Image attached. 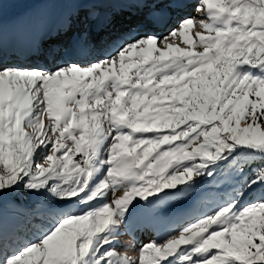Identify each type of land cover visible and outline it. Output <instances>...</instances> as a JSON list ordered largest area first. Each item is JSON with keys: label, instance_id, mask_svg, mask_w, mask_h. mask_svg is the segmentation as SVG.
Here are the masks:
<instances>
[{"label": "snow or ice", "instance_id": "obj_1", "mask_svg": "<svg viewBox=\"0 0 264 264\" xmlns=\"http://www.w3.org/2000/svg\"><path fill=\"white\" fill-rule=\"evenodd\" d=\"M0 264H264V0H0Z\"/></svg>", "mask_w": 264, "mask_h": 264}, {"label": "rangeland", "instance_id": "obj_2", "mask_svg": "<svg viewBox=\"0 0 264 264\" xmlns=\"http://www.w3.org/2000/svg\"><path fill=\"white\" fill-rule=\"evenodd\" d=\"M35 7H43V6H42V5H37V6H35ZM8 11H9V14H12L15 10H13V9L10 10V9H9ZM191 15L195 16V15H197V14H196L195 11H193V12L191 13ZM6 23H7V19H6ZM177 42H178V41H177ZM117 195H119V193H118ZM139 237H142V238H141V240H140V242H139V245H138V244L136 245L137 247H139L141 243L147 242V240L151 238L150 235H142V236H141L140 234H139ZM120 240H121V245H126V244H130V243L133 242L132 237H131L130 235H124V236H122V237L120 238Z\"/></svg>", "mask_w": 264, "mask_h": 264}, {"label": "trees", "instance_id": "obj_3", "mask_svg": "<svg viewBox=\"0 0 264 264\" xmlns=\"http://www.w3.org/2000/svg\"><path fill=\"white\" fill-rule=\"evenodd\" d=\"M11 10V9H10ZM139 245V243H137Z\"/></svg>", "mask_w": 264, "mask_h": 264}]
</instances>
